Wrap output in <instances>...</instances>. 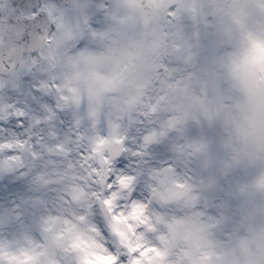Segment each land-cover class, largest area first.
Segmentation results:
<instances>
[{"label": "clouds", "instance_id": "clouds-1", "mask_svg": "<svg viewBox=\"0 0 264 264\" xmlns=\"http://www.w3.org/2000/svg\"><path fill=\"white\" fill-rule=\"evenodd\" d=\"M122 12L132 21L124 50L96 68L107 79L90 75L84 60L57 64L68 95L79 97L65 107L83 105V131L50 150L14 141L0 149V237L26 235L18 247L31 250L5 255L6 264H88L128 242L161 250L151 253L156 264H264V189L236 202L243 212L223 213L216 205L226 193L210 180L209 154L185 135L205 110L217 112V164L237 156L264 173V87L229 67L232 36L264 38V0H123ZM209 28L225 41L214 53V83L202 88L209 69L195 57Z\"/></svg>", "mask_w": 264, "mask_h": 264}, {"label": "snow or ice", "instance_id": "snow-or-ice-1", "mask_svg": "<svg viewBox=\"0 0 264 264\" xmlns=\"http://www.w3.org/2000/svg\"><path fill=\"white\" fill-rule=\"evenodd\" d=\"M122 9L123 0H0V149L11 146L5 141H14L50 150V146L67 142L69 137L83 131V105L76 112L65 107V101L79 97L76 89H70L72 95H68V83L56 74L57 64L65 57L73 64L84 60L91 65L90 75L107 79L98 75L96 68L124 50L132 21L123 15ZM199 40L195 59L209 69V78L201 84L202 88H209L214 83L211 75L214 53L224 45L225 37L209 28ZM230 41L234 48L229 65L233 76L246 85L264 87V57L258 54L264 48V38L241 30ZM91 42L102 45V50L90 51ZM70 52L77 55L69 57ZM149 106L156 111L151 100ZM88 116L95 123V108L89 109ZM204 116L206 119L199 125L190 122L185 135L193 139L194 147L208 152L209 160L205 163L214 170L210 180L218 191L226 193L216 207L226 215L243 212L234 205L253 187L264 189V173L257 175L248 161L237 156L217 164L215 158L222 151L219 114L205 110ZM87 122L85 119L84 124ZM100 127L102 130V118ZM124 163L116 161L117 167ZM26 238V235L15 239L0 237V264H6L5 255L9 259L20 252L28 255L30 249L18 247ZM105 253L88 264H156L151 253L163 254L157 248L131 242L124 248L106 247Z\"/></svg>", "mask_w": 264, "mask_h": 264}]
</instances>
